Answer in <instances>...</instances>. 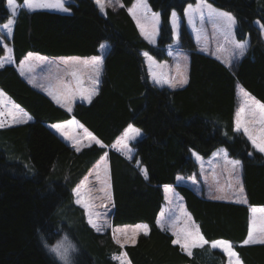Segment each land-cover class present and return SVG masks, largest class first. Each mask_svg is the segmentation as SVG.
<instances>
[{
	"label": "trees",
	"instance_id": "1",
	"mask_svg": "<svg viewBox=\"0 0 264 264\" xmlns=\"http://www.w3.org/2000/svg\"><path fill=\"white\" fill-rule=\"evenodd\" d=\"M134 2L112 0L105 14L93 0H68V14L21 10L16 17L11 36L15 63L29 52L48 57L94 56L101 43L109 44L98 94L90 103H75L71 112L34 90L14 65L0 68V90L36 122L74 118L105 147L93 144L80 151H57L41 182L29 148L31 123L0 128V264H57L45 246L64 235L76 246L75 264H119L113 256L121 251L127 252L131 264H225L223 253L209 245L194 248L191 256L185 254L172 244L173 235L157 226L164 185L173 186L182 197L206 239L230 241L243 264H264V245L242 246L249 207L264 206V156L234 131L237 86L264 103V40L256 25V21L264 24V0H207L236 18L237 40H248L244 55L228 67L197 50L186 28L183 11L195 0H147L160 16L155 45L141 37L128 13ZM172 11L181 19L179 47L189 53L188 83L178 89L151 83L142 55L148 52L157 61L167 58L165 49L173 41ZM9 15L6 0H0V24ZM148 97L153 102L149 111ZM139 115L147 131L132 143L133 157L127 159L110 147ZM159 118L168 131L156 139L151 123ZM220 147L241 162L246 204L208 200L177 183L179 174L196 171L190 151L207 157ZM105 153L113 205L110 223H145L150 230L123 249L110 229L95 231L74 201L73 189ZM141 167L147 170V178Z\"/></svg>",
	"mask_w": 264,
	"mask_h": 264
},
{
	"label": "snow or ice",
	"instance_id": "2",
	"mask_svg": "<svg viewBox=\"0 0 264 264\" xmlns=\"http://www.w3.org/2000/svg\"><path fill=\"white\" fill-rule=\"evenodd\" d=\"M95 4L99 7L101 13H105L106 7H112V0H94ZM119 2V0H117ZM68 0H23L22 4L17 3V0H7V8L10 10V15L6 19V22L0 24V29L3 30V34H0V45L3 46L6 55L0 58V68H4L5 64H11L14 62L12 49L4 43V35L11 38L13 34V28L21 10H27L29 12L35 11L37 9H55L61 12H70V4L66 6ZM123 7V5H120ZM129 13L132 15L133 19L136 20L137 27L140 29L141 34L149 41L151 44H155L156 36L159 34L160 19L159 13H153L147 3V0H136V3L132 8L128 9ZM106 14V13H105ZM185 14L188 18V23L193 26L195 31V19L198 16L201 23H203L205 16L212 22L213 27L223 32L224 38L232 46L233 55L237 58L243 56L247 47L248 42L246 40L237 41L234 38L233 29L237 23L236 18L229 12H224L213 7L211 3L207 0H195V3L188 4L185 9ZM172 23V34L179 41V18L175 12L171 16ZM260 24V21L256 22ZM261 29H264V24H260ZM108 46L101 44L100 48L105 49ZM146 57L150 75L152 80L156 84H168L171 88H176L177 86L183 87L188 83L187 76L180 71V66L177 65V73L179 79L174 82L169 79H165L162 76H158L155 71H153V65L155 61L153 57L148 53H142ZM33 58V54L29 53L25 60L20 62L19 71L23 76L25 75V70L29 72L32 70L30 61ZM230 63V61H228ZM64 68L62 71H58L55 80L56 83L49 82L45 84H34L35 87H40L47 91V94L52 97L56 103L60 104L61 107H67L68 111L71 112V103L77 97L87 100L89 103L92 98L98 94V85L100 83L99 77L101 75L103 67V58L101 56L92 57L90 60H80L79 58H69L62 61ZM59 67V66H58ZM87 71L88 79L91 87H85V81L83 78L84 72ZM65 77H70L69 80H65ZM29 83H33L29 79ZM243 104L237 111L234 119V131H243L244 135L247 136L248 140L254 149L264 153V103L257 101L248 92L241 89ZM5 93L0 90V128L7 127L11 124H23L27 123L32 119L30 115L23 112L18 105L13 104L11 107H7L5 104ZM78 122L75 119L66 121L64 123L52 124L51 127L64 136L66 139L73 141L72 146L76 151H80V144L83 140L94 141L95 144L100 145V147H105L103 143L97 139L92 133L85 129V136L83 138H78L70 135L69 128L73 125H77ZM260 125L259 131L256 130V125ZM82 127V125L80 126ZM142 130L135 127L133 124H129L126 130L123 132L122 136L119 137L112 147H116L118 151L123 150L124 153L131 159V148L128 147V142L135 140L140 137ZM196 159L199 161L202 158L193 153ZM251 155V153H249ZM225 164L231 165L233 172H237L241 166L239 160L227 159V152L224 150ZM139 163V161H137ZM101 170H103V177L101 176ZM144 173L145 178H147V170L141 168ZM95 176L97 182L100 183L101 187L99 191L102 193V197H91L82 195L83 190L87 189L89 183V177ZM178 180L182 177H177ZM195 183V177H191ZM229 188L234 187V185L229 184ZM236 186H238V192L240 193V198L237 200L239 203H247V200L243 198V186L240 184L238 176L236 177ZM165 192H170L171 187L165 185ZM90 191V190H89ZM74 195L77 197L76 203L81 205L87 214L88 223L97 231H102L103 225L98 226L96 218L99 214L93 211L95 204L93 203L96 199H106L111 201V184L109 182L108 175V165H107V153L104 154L101 162H98L95 166L94 172H89L88 176L73 189ZM214 199H226L227 197L214 196ZM171 202V201H170ZM178 210L180 216H187L183 210V206L179 205ZM259 211L262 213L259 221L255 217V213ZM253 219L250 223L247 238L242 241V246L260 244L264 245V208L252 209ZM164 212L160 213L161 219L157 220V225L166 231H171L172 235L175 237L171 242L173 245H178L181 250L186 252L189 256L192 255V249L203 248L205 245H209L212 249H220L228 258L227 264H243L240 259L239 254L234 250L233 245L228 240H213L209 241L201 233L199 227L190 226L189 223L185 222L182 226L178 224L180 216L170 217L168 220L163 219ZM190 220V217H188ZM149 226L147 224H137L135 226H125L122 229H113V239L115 243L123 249L126 245H135L137 242V237L142 233L144 236L149 235ZM119 233V235L117 234ZM123 237V238H121ZM63 249V250H62ZM50 251L56 253L57 256L65 264H68L67 249L63 245L58 244L50 248ZM113 259L119 261V264H131L128 258L127 252L121 251L119 255L113 256Z\"/></svg>",
	"mask_w": 264,
	"mask_h": 264
},
{
	"label": "crops",
	"instance_id": "3",
	"mask_svg": "<svg viewBox=\"0 0 264 264\" xmlns=\"http://www.w3.org/2000/svg\"><path fill=\"white\" fill-rule=\"evenodd\" d=\"M132 6L130 8H132ZM6 7H7V0H6ZM37 10L50 11V12H55V13H60V14H68V13H70V12H68V13L61 12V11L55 10V9H37ZM8 11H9V14H10V10L9 9H8ZM128 13H129V11H128ZM129 15L131 16L132 20L134 21V23H135V25L137 27L136 20L133 19L132 15L130 13H129ZM137 29H138V32L141 35V37L147 43H149V41L147 39H145V37L141 34L140 29L138 27H137ZM218 31H220V30H218ZM0 34H3V30L2 29H0ZM172 36H173V34H172ZM156 40H157V37H156ZM263 40H264V38H263ZM4 43H6L12 49V47H11V38H8L6 35H4ZM101 44H105L108 47L105 48V49H101L100 46H99V52H98L97 55H94V56H85V57H82V56L48 57V56H43V55H40V54H37V53H32L33 54V58L30 61L31 66H32V70H31V72H29L26 69L25 70V75H23V76L20 74V71H19L20 62L23 61V60H25V58L31 52L25 54V56L18 63H15V61H14L11 64H5V65H14L15 68H16V70H17V72H18V74L20 75V77L27 84H29L34 90H36V91L40 92L41 94H43L44 96H46L56 106H58V107H60V108H62L64 110L68 111L67 107H61L60 104L56 103V101L53 100L52 97L47 94V91H45L44 89H42L40 87H35L34 84H41L42 83V84L47 85L49 82L56 83L55 76H56L57 72L58 71H62L63 68H64V65L62 64V61L67 60L69 58H79L80 60H90L92 57H96V56H101L102 58H104V55H105L106 51L109 48V44L107 42H103ZM149 44H151V43H149ZM155 44H156V42H155ZM155 44H151V45H155ZM171 45H174L175 47H172L171 48ZM165 50H166L167 58L164 59V60H162V61H157V60H155L153 58L154 61H155V64L153 65V69L152 70L155 71L158 76H162L163 78L169 79L170 81L174 82L176 79H179V75L177 73V65H179L180 66V71L183 72L187 76V79H188V75H189V53H188V51L185 50V49L180 48L179 47V43L174 42V36H173L172 43L169 44L166 47ZM197 50H199L200 52H202V53H204L206 55H209V56L213 57L214 59L218 60L220 63H222L226 67H228L234 61V58H231L230 57L231 55H229L226 50H222V48H220V47L209 46V47H207V49H204L203 50V49H198L197 48ZM5 55H6V52L4 51L3 46L0 45V58L4 57ZM12 55H13V52H12ZM143 57H144V62L146 64V68H147V71H148V74H149V80L151 81V83H153L154 85H156L158 87H166V88H169V89L182 88V87H179V86H177L176 88H171V87L168 86V84H156L152 80V77L150 75V71H149V66H148L147 59H146L145 56H143ZM13 60H14V58H13ZM228 61H230V63H228ZM102 73H103V67H102V71H101V75L99 77V80L101 79ZM83 78H84V81H85L84 86L85 87H91V84H90L89 79H88L87 71L84 72ZM29 79H31L33 81V83H29ZM69 79H70V77H65V80L66 81L69 80ZM99 85H100V83H99ZM99 85L97 86L98 89H99ZM241 89L245 90L241 86H237V92L236 93H237V100H238V102H237V106H236V110H235V114H234V119H235V115H236L237 111H239L240 107L243 104V97H242ZM4 100H5V104H6L7 107H11L13 104L17 105L7 95H5ZM77 102L84 103V104L89 103L87 100H84V99H81V98L77 97L75 100L72 101L70 107L72 108V106L75 103H77ZM152 104H153V102H152L151 97H148L147 104H146V110L147 111L151 110ZM19 108L21 110H23V112L27 113L20 106H19ZM139 117H140V115L137 118H135L134 120H132L130 122V124H133L135 127L140 128L142 130L141 136H143L146 133V131H147V126L145 125V123H143V122H141L139 120ZM72 119H74V118H70L69 120H72ZM69 120H66V121H69ZM66 121L56 122V123H39V122H36L32 118L31 120H29L27 122V123H31V125H32L31 126V132H30V139L34 142L35 139H36V137L39 134H42V135L48 134L50 136V138H53V139L56 138L57 140L56 139L55 140H56V142L58 144H62V143L63 144H69L67 146V148L60 147V148H62L61 150L65 151V152H69L71 150H75L76 151V149L72 146V144H73V141L72 140L66 139L64 136H61L59 132H57L55 129H53L51 127L52 124L64 123ZM16 125H20V124H11L10 123V125L7 126V127L16 126ZM81 125L82 124L78 122L77 125L71 126L69 128V130H68L69 133H70V135L75 136V137H78V138H83L85 136V129L88 132H90L83 125H82V127H80ZM255 127H256V130L258 132L259 131V128H260V125L257 124ZM4 128H6V127H4ZM126 128L123 130V132L126 130ZM151 128H152V130L154 132V135H155L156 139L165 136L166 133H167V131H168L167 125L160 118L154 120V122L152 123ZM123 132L116 138V140L119 137L122 136ZM240 133H242L244 135L243 131H241ZM244 136L248 140L247 136L246 135H244ZM140 137H137L135 140H137ZM116 140L113 142V144L116 142ZM135 140H132V141H129L128 142V147L129 148L132 147V143ZM248 142L252 146L251 141L248 140ZM92 144H95V142L94 141L83 140V142L80 144V150L83 149V148H85V147L91 146ZM112 145L110 147L111 149L119 152L122 156H124L125 158L129 159L128 156L124 153L123 150L118 151L117 148L116 147H112ZM98 146H100V145H98ZM252 148H253V146H252ZM224 150L225 149L224 148H221V147L220 148H217V149H215L207 157H202L198 153H196L195 151H190L191 157L193 158V160L195 161V163L197 165L196 171L194 173L190 174V175L179 174L177 177H182V179H180V180L177 179V182L179 184L186 185V186L190 187L197 194L203 196L205 199H208V200H215V201H222V202H231V203L241 204V205L246 204V203H239V202H237V200L240 198V193L238 192V186H236V177L238 176L239 181H240V184L242 185V183H241V166H240V168H239V170L237 172H233L232 169H231V165L225 164ZM254 150L257 151L256 149H254ZM257 152H259V151H257ZM193 153L198 154L202 159L198 161L196 159V157L193 155ZM259 153H261V152H259ZM261 154L264 156V153H261ZM103 157H104V155L92 166V168L89 170V172L90 171L91 172L93 171V169L95 168L96 164L98 162H101V160H102ZM132 157H133V148L131 149V158ZM227 159L233 160V159L229 158L228 154H227ZM137 164L138 163H136V165ZM107 165H108V175H109V182H110V173H109L108 159H107ZM141 168L144 169V167H141ZM89 172L86 174V176H88ZM94 177L95 176L93 175L92 176V180L94 179ZM191 177H195V183H193V180L190 179ZM229 184L234 185V187L229 188V186H228ZM91 186H92L91 189L88 188L90 191L85 190V196L86 197H88V193L89 192H93L92 194H89V195H91V197H95L96 193L98 192L96 185H94V186L91 185ZM164 186H163V196H164L163 203H162V206H161V208H160V210H159V212L157 214L156 224H157V220L161 219L160 213L163 212V208L165 206V193L166 192H165V187ZM168 186H170L171 188L174 189L173 186H171V185H168ZM173 189H171V190H173ZM175 192L177 193L176 190H175ZM73 195H74V193H73ZM221 195H223V196H225L227 198L226 199H214V198H212L214 196H221ZM243 198L246 199L245 192H243ZM111 200H112V195H111ZM74 201H76V196L75 195H74ZM78 206H80L81 208H83L81 205H78ZM253 208L260 209V208H264V206H251V207H249L248 231H249L250 223H251V221L253 219V213H252V209ZM261 215H262V213H260L259 211H257L255 213V217H256L257 221H259V218L261 217ZM187 218L188 217H186L185 220L178 221V224L180 226H182L183 223L187 222V223H189L190 226L198 227L197 223H194L195 224L194 225L193 223H191L190 221H188ZM163 219H166V218L163 217ZM181 219H183V218H181ZM96 220H99V219H96ZM87 222H88V220H87ZM96 222H97V224H99L98 221H96ZM137 224H145V223H136V224H132V225H122V226L123 227H125V226H135ZM106 229H108V228H106ZM103 231L104 230H102L100 232H103ZM248 231H247V234H248ZM110 232H111V234L113 236V230L112 229L110 230ZM174 238L175 237L173 236V239ZM246 238H247V235H246L245 239ZM209 247H210V244H209ZM216 250L222 252L220 249H216ZM184 253L187 254L186 252H184ZM223 255L225 257L224 262H225V264H227L228 258H227V256L224 253H223Z\"/></svg>",
	"mask_w": 264,
	"mask_h": 264
},
{
	"label": "rangeland",
	"instance_id": "4",
	"mask_svg": "<svg viewBox=\"0 0 264 264\" xmlns=\"http://www.w3.org/2000/svg\"><path fill=\"white\" fill-rule=\"evenodd\" d=\"M135 3H136V0H135L134 4ZM194 3L195 2H193L192 4H194ZM186 8H187V6L184 8V11H183V17H184L185 25H186L187 30L190 32L196 47L198 49H203V50L207 49V47H209V46L220 47V48H222V50H226L228 52V54L231 55L230 56L231 58H234V60L237 59V57L233 55L232 46L229 44L228 41L225 40L223 32L222 31H218L217 28H214L212 22L207 18V16H205V19H204L203 23H201V21H200L198 16L196 17V19H195V29L196 30L194 31L193 30V26L188 23V18H187V15L185 14V9ZM216 9H218V8H216ZM218 10H221V9H218ZM221 11H224V10H221ZM152 12L153 13H158V12H154V11H152ZM173 12H175V11H172L171 15H170V25H171V27H172L171 16H172ZM224 12H226V11H224ZM175 13L177 14V12H175ZM177 17L179 18V33H180V22H181L180 20L181 19H180V16L178 14H177ZM159 19H160V16H159ZM256 25L259 28H261L260 24L256 23ZM261 30L263 31L262 32V36L264 38V29H261ZM233 32H234V29H233ZM234 38H235V35H234ZM235 40H237V39L235 38ZM237 41H239V40H237ZM246 41L248 42V40H246ZM174 42L179 43L176 40L175 37H174ZM172 47H175V46L171 45V48ZM152 123H151V126H152ZM55 139L56 138H54V139L50 138V136L48 134H44V135L39 134L36 137L34 142L31 139L29 140V148H30V151H31V159H32L33 164L35 165V167L38 169L39 175L41 176V182L43 180H45V178H46V175L48 173L49 164L51 162L50 160L52 159V157L56 154L57 151L62 149L60 147L67 148V146L69 145V144H63V143L62 144H58L56 142L57 139L56 140ZM130 148L132 149V147H130ZM94 170H95V168L93 169L92 172H94ZM100 174L103 177V175H104L103 170H101ZM91 185H93V186L96 185L97 186V191L98 192L96 193L95 197H102V193L99 191L101 185H100L99 182L96 181L95 177L92 180V176H90L89 183L87 185V189H85V190L89 191V189H91V187H92ZM33 186L34 185H32V184H28V187H30V188H33ZM171 189H173V188H171ZM85 190H83V192H82V195H84V196H85ZM92 193L93 192H89L88 196H91L89 194H92ZM163 198H164V196H163ZM76 199H77V197H76ZM93 203L95 204V207L93 208V211L95 213L99 214L98 218H96V219H99V220H96V221L99 222L98 226L103 225L102 230H105L106 228H108V229L110 228V230L111 229L113 230V229H122V228H124L123 226H117V225L115 226V225H112L110 223V214H111V211H112V208H113L112 200L108 201L106 199L101 198V199L94 200ZM179 205L183 206V210L187 214V216H180V212L178 210V206ZM83 210L85 212V216H86V219H87L86 210L85 209H83ZM163 212L165 214L164 215V217L166 218L165 220H168L170 217H173V216H180V220H185L186 217H190V220H188V221H190L193 224L196 223L193 220L192 216L189 214V212L186 210L182 197L178 194V192L176 193L174 189L171 190L170 192H166L165 193V206L163 208ZM181 218H183V219H181ZM129 228H130V226H129ZM168 232H170L172 234L171 231H168ZM117 234L119 235V233H117ZM121 238H123V237H121ZM58 244L63 245V247L67 249L66 255H67V258H68V264H75L74 263V259H75V255L77 254V250H76V246H74V244L72 243V241L70 240V238L68 236H65V235H64V237L62 236L54 245H51V246L46 245L45 249L48 252V254L53 259H55L57 261V264H65V261L61 260L59 258V256L56 255V253L50 251L51 247L56 246ZM117 255H119V254H117ZM224 260H225V257H224Z\"/></svg>",
	"mask_w": 264,
	"mask_h": 264
}]
</instances>
